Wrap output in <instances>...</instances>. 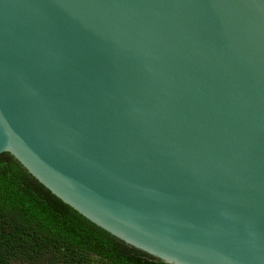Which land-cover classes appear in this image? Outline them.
Instances as JSON below:
<instances>
[{"label":"water","instance_id":"obj_1","mask_svg":"<svg viewBox=\"0 0 264 264\" xmlns=\"http://www.w3.org/2000/svg\"><path fill=\"white\" fill-rule=\"evenodd\" d=\"M168 264H264V0H0V154Z\"/></svg>","mask_w":264,"mask_h":264},{"label":"trees","instance_id":"obj_2","mask_svg":"<svg viewBox=\"0 0 264 264\" xmlns=\"http://www.w3.org/2000/svg\"><path fill=\"white\" fill-rule=\"evenodd\" d=\"M0 264H168L123 243L0 154Z\"/></svg>","mask_w":264,"mask_h":264}]
</instances>
